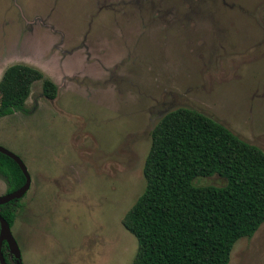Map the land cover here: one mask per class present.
Here are the masks:
<instances>
[{
    "label": "rangeland",
    "instance_id": "1",
    "mask_svg": "<svg viewBox=\"0 0 264 264\" xmlns=\"http://www.w3.org/2000/svg\"><path fill=\"white\" fill-rule=\"evenodd\" d=\"M15 63L58 85L50 99L35 82L25 111L0 117V145L32 177L12 226L22 264L134 262L123 219L171 110L197 109L264 149V0H0V79ZM229 264H264V224Z\"/></svg>",
    "mask_w": 264,
    "mask_h": 264
},
{
    "label": "trees",
    "instance_id": "2",
    "mask_svg": "<svg viewBox=\"0 0 264 264\" xmlns=\"http://www.w3.org/2000/svg\"><path fill=\"white\" fill-rule=\"evenodd\" d=\"M40 80L43 94L56 98L58 85L42 70L26 63L8 66L0 79V117L25 111ZM151 137L145 189L123 219L138 240L132 264H229L236 242L264 224V149L190 107L167 112ZM0 174L10 190L26 181L18 163L2 152ZM212 176L224 183H196ZM16 206L0 205L11 226Z\"/></svg>",
    "mask_w": 264,
    "mask_h": 264
},
{
    "label": "water",
    "instance_id": "3",
    "mask_svg": "<svg viewBox=\"0 0 264 264\" xmlns=\"http://www.w3.org/2000/svg\"><path fill=\"white\" fill-rule=\"evenodd\" d=\"M0 152L8 155L9 157H11L12 159H14L18 165L20 166V168L22 169L25 177H26V182L24 183V185L22 187H20L19 189L8 193L4 196H0V204H4L7 203L13 199H19L21 198L31 187L32 184V177L31 174L28 170L27 165L25 164V162L23 161V159L16 153L12 152L11 150L3 147L0 145ZM0 223H1V230H0V263L1 264H8V262L6 261V258L4 256L3 250H2V245L4 241L8 242L9 248L11 250V252L17 257L20 258L22 253H21V249L19 247V244L15 238V236L13 235L12 232V228L10 223L7 221V219L3 216H0Z\"/></svg>",
    "mask_w": 264,
    "mask_h": 264
},
{
    "label": "flooded vegetation",
    "instance_id": "4",
    "mask_svg": "<svg viewBox=\"0 0 264 264\" xmlns=\"http://www.w3.org/2000/svg\"><path fill=\"white\" fill-rule=\"evenodd\" d=\"M0 176H2L3 178H4V180H5V182H6V190H4V194H2V195H0V196H4V195H6V194H8V193H11V192H13V191H15V190H10L9 189V185H8V182L6 181V179H5V177L3 176V175H1L0 174ZM26 182V181H25ZM24 185V184H23ZM22 185V186H23ZM21 186V187H22ZM31 186H32V184H31ZM19 189V188H18ZM30 189H31V187L29 188V190L21 197V198H25V197H27L28 195H29V192H30ZM17 190V189H16ZM21 198H19V199H13V200H11V201H9V202H7V203H4V204H0V205H6V204H8V205H16V204H18L19 202H20V200H21ZM1 216V215H0ZM11 225V224H10ZM14 225V224H13ZM12 225V226H13ZM12 226H11V228H12ZM0 230H1V223H0ZM3 247H5V251H6V253H7V262H8V264H17V262H18V264H22V261H21V258H17L12 252H11V250H10V248H9V245H8V242L7 241H4L3 242V245H2V250H3ZM3 253H4V251H3ZM4 256H5V254H4ZM1 264V263H0Z\"/></svg>",
    "mask_w": 264,
    "mask_h": 264
}]
</instances>
